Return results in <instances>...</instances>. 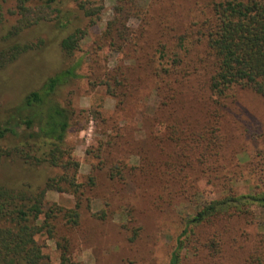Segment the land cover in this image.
<instances>
[{
  "label": "trees",
  "instance_id": "trees-1",
  "mask_svg": "<svg viewBox=\"0 0 264 264\" xmlns=\"http://www.w3.org/2000/svg\"><path fill=\"white\" fill-rule=\"evenodd\" d=\"M142 1L116 0L91 50L0 113V264H54L47 241L59 264H75L72 251L83 231L91 232L90 221L116 224L118 236L135 245L143 235L138 207H114L131 186L140 213L196 208L184 218L167 264H264V0H170L168 6L149 0L147 9ZM67 3L82 17L65 10ZM102 10L79 0H14L9 18L0 4V71L45 46L30 35L53 23L60 29L52 48L72 59ZM139 19L144 24L134 28ZM102 49L117 57V67L93 70L91 85L105 86L119 99L117 108L150 95L154 111L142 124L145 143L133 165L97 154V165L80 181L81 164L67 144L73 112L57 92L79 78L83 64H98ZM97 122L108 121L100 115ZM101 135L99 152L119 145L118 134ZM245 153L249 160L242 163ZM100 170L104 207L92 211ZM246 176L255 178L253 191L238 194ZM48 192L72 196L74 207L48 201ZM206 195L214 198L198 205Z\"/></svg>",
  "mask_w": 264,
  "mask_h": 264
},
{
  "label": "rangeland",
  "instance_id": "rangeland-1",
  "mask_svg": "<svg viewBox=\"0 0 264 264\" xmlns=\"http://www.w3.org/2000/svg\"><path fill=\"white\" fill-rule=\"evenodd\" d=\"M79 1L103 7L101 19L95 27L90 28L88 37L81 43L82 51L77 52L72 59H67L63 53L56 54L55 46L52 48V43L58 38L55 30L60 28L54 23L39 34L31 33L32 41L37 42L38 38H42L46 45L23 55L17 62L0 71V113L12 108L11 106H14L15 102L29 89L37 88L41 79L67 69L76 59L81 58L82 55H85L84 53L93 48L94 41L102 35L107 22L112 19L116 0ZM149 3V0L142 1L141 8L147 9ZM165 3L168 6L171 1L166 0ZM0 4L3 5L5 14L7 13L6 16L10 18L8 10L13 7L14 0H0ZM64 8L74 12L77 18L82 17L76 4L67 3ZM183 17L187 18L188 15L184 14ZM88 22V19H84L80 27L84 28ZM143 24L141 19L132 23L134 28ZM157 26L156 23H153L149 27V36L152 39L156 37V32H158ZM47 47L50 48L47 49ZM95 58L98 64H94V67L87 63L83 64L78 72L79 78L70 80L57 92V99L60 103L73 112L72 126L67 135V144L73 150L74 159L81 164L80 181L90 173L92 165H97L98 162L94 159L97 154H101L104 158L108 156L110 159H120L126 164L133 165L135 163L133 153L145 143L142 124L147 125L154 111L153 99L149 98L150 95L137 100V102L124 103L117 108L119 99L108 94L105 86L94 87L91 85V80L94 77L93 70L102 73L107 68L111 70L117 67V57L109 50H98V57L95 56ZM131 64L133 63L131 62ZM100 115L108 121L104 124L105 126L97 122ZM103 130L107 131L109 135L118 134L119 145L115 149L106 146V152L97 150L102 139L101 132ZM256 134L262 135V132L258 131ZM260 137L264 139V137ZM252 149L253 146L251 145L250 150L252 151ZM89 150L92 153H89ZM248 160L249 156L246 153L240 156L242 163H246ZM250 160L256 162L254 157H251ZM98 178L99 186L95 191L96 194H94L95 200L92 204V211H99L104 207L105 170L98 171ZM246 178L238 183L236 187L238 194H249L253 191L255 178L247 176ZM131 187L126 190V196L121 197V202H116L114 207L121 208L126 204L138 207L137 216L140 225L143 227L141 240L135 245H131L123 237L118 236L116 224L108 222V224L98 226L92 224L91 221V223L87 222L86 225L88 227L90 225L91 232L88 228L83 231V235L79 236L76 247L72 251V260L75 264H126L130 261H137V259L138 264H167L169 262L171 253L182 231L183 220L191 215L196 208L187 207L184 209L178 207L162 213H140L139 201L134 198L135 191ZM213 198L214 196H201L198 198V205ZM47 200L71 208L75 204L73 197L64 193L48 192ZM86 217H89L88 213ZM43 240L44 238H41V241ZM45 243V253L50 256L54 264H59V252L56 250L55 245L50 241ZM141 255L144 258L143 261L139 259Z\"/></svg>",
  "mask_w": 264,
  "mask_h": 264
}]
</instances>
